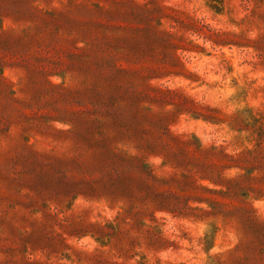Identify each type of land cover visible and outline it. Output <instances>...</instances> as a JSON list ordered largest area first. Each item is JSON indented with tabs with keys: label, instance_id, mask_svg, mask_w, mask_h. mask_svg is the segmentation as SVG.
Instances as JSON below:
<instances>
[{
	"label": "rangeland",
	"instance_id": "1",
	"mask_svg": "<svg viewBox=\"0 0 264 264\" xmlns=\"http://www.w3.org/2000/svg\"><path fill=\"white\" fill-rule=\"evenodd\" d=\"M0 264H264V0H0Z\"/></svg>",
	"mask_w": 264,
	"mask_h": 264
}]
</instances>
